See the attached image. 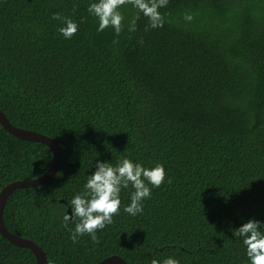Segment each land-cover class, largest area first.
I'll list each match as a JSON object with an SVG mask.
<instances>
[{"label":"trees","instance_id":"16d2710c","mask_svg":"<svg viewBox=\"0 0 264 264\" xmlns=\"http://www.w3.org/2000/svg\"><path fill=\"white\" fill-rule=\"evenodd\" d=\"M94 2L0 0V111L63 151L50 181L10 194L5 226L40 246L48 264L111 256L250 264L232 232L249 220L264 224V0H169L159 9L162 28L145 31L141 13L135 32L127 25L137 12L125 5L119 36L97 31L87 11ZM56 13L77 23L70 39ZM123 157L162 164L164 183L149 185L137 216L124 213L133 189H122L120 213L97 231L99 243L88 235L73 243L75 224L63 219L71 200L97 162ZM52 161L46 145L0 125V192L42 176ZM0 264L36 259L0 235Z\"/></svg>","mask_w":264,"mask_h":264},{"label":"clouds","instance_id":"9594fccd","mask_svg":"<svg viewBox=\"0 0 264 264\" xmlns=\"http://www.w3.org/2000/svg\"><path fill=\"white\" fill-rule=\"evenodd\" d=\"M168 2L169 0H97L89 5L87 11L98 19V32L111 27L119 36L125 28V17L119 11L122 6L131 5L137 12L127 25L129 32L136 31V22L140 19L141 13L148 20L145 28V31H148L164 26L165 19L159 9L167 6ZM52 18L63 20L65 26L59 28V32L65 39H70L77 33L78 25L72 19L64 18L59 13L53 14ZM184 20L191 22L193 16L185 14ZM140 43H143V40ZM165 176L162 164L145 168L126 157L121 158L115 165L97 162L94 173L87 178L85 190L76 194L70 202L71 216L66 214L63 218L65 227L69 221L75 224L74 229H69L72 242L76 243L80 237L88 235L94 243H99L97 231L112 224L113 217L120 213L122 189H128L130 186L133 189L130 203L123 209L124 213L130 216L142 214L143 201L150 198L151 188H159L164 183ZM232 234L242 240L250 264H264V224L249 220ZM151 264L161 262L152 259ZM162 264H179V261L168 257Z\"/></svg>","mask_w":264,"mask_h":264},{"label":"water","instance_id":"95a60500","mask_svg":"<svg viewBox=\"0 0 264 264\" xmlns=\"http://www.w3.org/2000/svg\"><path fill=\"white\" fill-rule=\"evenodd\" d=\"M0 125L12 136L24 140L42 143L46 145L53 154V161L49 170L43 174L42 176L32 179V180H23V181H15L7 186H5L0 192V235L10 242L11 244L25 248L30 250L36 259V264H48V259L45 252L42 250L40 246H38L33 241L28 239L20 238L13 233H11L4 224L3 213L6 205V201L10 194L16 189L23 188H31L36 187L38 185L44 184L50 181L56 172L58 171L59 164L62 160L63 151L59 144L52 138L45 136L43 134L21 129L13 126L6 115L0 111ZM68 215L71 216V210L68 209ZM100 264H126V262L119 256H111L104 259Z\"/></svg>","mask_w":264,"mask_h":264}]
</instances>
